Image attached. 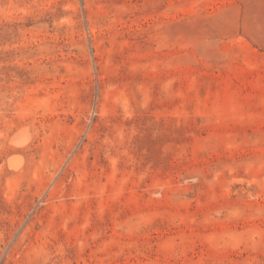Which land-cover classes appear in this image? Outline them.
<instances>
[{"label": "rangeland", "instance_id": "obj_1", "mask_svg": "<svg viewBox=\"0 0 264 264\" xmlns=\"http://www.w3.org/2000/svg\"><path fill=\"white\" fill-rule=\"evenodd\" d=\"M0 264H264V0H0Z\"/></svg>", "mask_w": 264, "mask_h": 264}, {"label": "bare ground", "instance_id": "obj_2", "mask_svg": "<svg viewBox=\"0 0 264 264\" xmlns=\"http://www.w3.org/2000/svg\"><path fill=\"white\" fill-rule=\"evenodd\" d=\"M21 135V134H20ZM14 136V135H13ZM12 136V137H13ZM11 137V138H12ZM28 137H25V136H15L13 137L11 140H12V143L15 144V145H24L26 144L28 141L27 139ZM14 158V157H13ZM13 158H8L7 160V164L10 168H13V169H16L18 167V163L13 159Z\"/></svg>", "mask_w": 264, "mask_h": 264}]
</instances>
